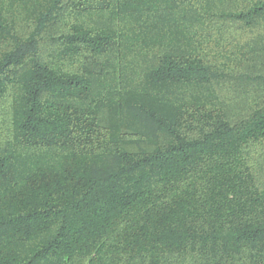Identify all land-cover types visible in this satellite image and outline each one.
I'll return each instance as SVG.
<instances>
[{
  "label": "trees",
  "instance_id": "obj_1",
  "mask_svg": "<svg viewBox=\"0 0 264 264\" xmlns=\"http://www.w3.org/2000/svg\"><path fill=\"white\" fill-rule=\"evenodd\" d=\"M0 264H264V0H0Z\"/></svg>",
  "mask_w": 264,
  "mask_h": 264
}]
</instances>
